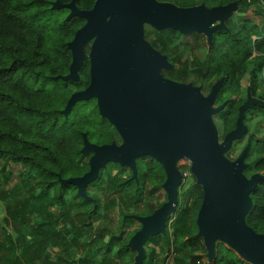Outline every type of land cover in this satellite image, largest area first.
Here are the masks:
<instances>
[{"label": "trees", "instance_id": "trees-1", "mask_svg": "<svg viewBox=\"0 0 264 264\" xmlns=\"http://www.w3.org/2000/svg\"><path fill=\"white\" fill-rule=\"evenodd\" d=\"M54 1L0 0V160L21 164L24 168L22 176L26 179L34 178L40 192L49 197L54 205L65 209L69 207L65 201V193L68 188L73 189V197L81 198L77 195L74 186L61 185L57 176L60 175L62 179L80 177L89 170L88 158L90 154L82 155L80 150L82 134H86L89 138L93 132H85L76 120L72 121L73 108L67 117L61 113L72 92L81 90L87 84L88 63L86 61L82 66L80 80L77 83L53 79L68 73L71 55L66 44L72 40L75 32L85 23L79 18L66 21L68 11L66 9H51ZM59 1L69 3L71 0ZM74 1L79 9L92 7L85 8L87 0ZM94 1L92 0V5ZM158 1L169 2L184 8L200 5L212 8L237 3L236 12L242 17H230L225 23L227 29L213 34L212 42L207 47L205 61L201 66L193 67L192 71L200 79L201 91L205 84L208 83L211 88L216 81L224 79L216 96V102L220 96H224V101L230 102L229 99L233 94H240L242 79L248 74L250 95L259 99L260 102H254L249 106L245 112V119L248 115L259 117L257 126L262 129L260 133L249 136V149L244 159L247 168L244 170V175L249 178L252 174L264 173V96L257 93L259 88L264 89V0ZM166 32L181 36L177 31L168 30ZM183 38L188 41L189 37L185 35ZM167 43L168 41L161 37L151 42L155 49L164 54L168 51ZM187 46L192 48L193 44ZM168 60L172 63L173 69L165 72V76L171 80L185 83L186 77L189 76L186 68H178L176 64L179 62L178 59L174 62L172 59L168 58ZM89 101L94 103L91 112L99 116L95 101ZM243 101V99L236 101L230 111H222L218 114V117L222 118L220 141L225 134L234 129L237 107L243 104ZM79 121L91 127L94 125L96 130L100 131V134L97 132L100 136L95 142L96 144L110 143L116 138L114 130L105 119H102L99 124H95L89 115L80 117ZM231 150L230 148L226 153L229 160H232L234 152ZM153 164L148 163L140 170L137 160V183L130 179L131 172L119 165L120 171L116 176H112L111 168L100 170L97 179L88 185L87 190L94 188L104 191V187L108 186L112 193L119 194L132 185L133 194L139 195L146 182L153 187V190H156L161 187L165 175L162 173V178L158 182L157 170ZM114 165L116 164L112 166ZM155 165L159 168L157 163ZM125 171L129 174L127 177H123ZM189 192L196 196V203L191 204L183 199L179 208L177 204L176 210L166 220L164 235H157L144 244L146 255L142 264H151L154 250L149 249L148 245L158 237H161L162 246L167 250L172 248L175 251L176 242L182 236L181 247L185 249L198 244L204 246L201 243V238L197 236L196 227L202 189L193 182ZM88 196L90 195L88 194ZM90 197L93 202L81 199L84 206L90 207L87 212L89 224L84 227L91 226L93 216H98L102 208L97 197ZM250 198L252 206L245 216V222L256 233L264 234V180L258 182L251 192ZM160 206L161 204H156V208ZM25 211L23 203L8 213L11 221L27 225L29 230L26 234L17 233L16 236L22 237L19 244L13 241L8 230L5 231L8 236L5 241L0 242V264H35L38 261L40 264H52L49 252L53 245L60 243L70 234L79 237L82 233V229L78 228L76 223L71 222L68 217H63L62 226L65 228V232L62 236H57V230L49 220H43L38 224L24 221ZM130 215L125 213L118 215L117 221H120L122 233L119 237L110 238L105 245V254L100 255L103 248L98 247L95 250V261H91L89 256L84 253L77 261L71 262H75V264H93L94 262L107 264V256L115 241H119L124 234L129 240L140 229L126 233L130 225L137 222L129 217ZM172 219L174 220L170 224ZM7 224V220L0 221L1 227ZM170 229L173 231L170 232ZM127 242L118 253H121L123 249L126 252H131L127 247ZM165 261L166 257L163 258V263ZM206 264H209L208 261ZM210 264L250 263L240 258L226 244L216 242L214 259Z\"/></svg>", "mask_w": 264, "mask_h": 264}, {"label": "water", "instance_id": "water-1", "mask_svg": "<svg viewBox=\"0 0 264 264\" xmlns=\"http://www.w3.org/2000/svg\"><path fill=\"white\" fill-rule=\"evenodd\" d=\"M237 3L206 8L178 7L158 0H95L90 9H79L75 1L52 2L51 9L69 11L65 20L79 18L85 23L66 44L71 55L68 73L54 80L76 83L83 65L84 46L91 42L89 84L71 94L61 111L64 117L78 102L95 99L97 111L115 129L122 143L96 145L82 134V155L90 154L89 170L80 177L57 179L72 185L77 195L93 202L87 187L108 163L127 168L131 180L138 182L136 159L150 157L165 174L162 188L166 201L151 215H130L141 224L127 247L136 252L134 264L145 258L144 244L152 237L164 235L166 220L176 210L181 173L178 161L190 162V172L202 189L196 216L197 236L202 239L208 263L214 259L215 243L221 242L250 264H264V234L253 231L245 222L252 206L251 192L264 173L244 175V159L249 143L234 160L226 153L234 142L247 133L245 112L254 102L248 92L239 106L235 127L223 139L212 115L223 111L226 102L214 107L223 78L216 81L207 95L192 83L164 78L161 70L172 64L144 40V25L156 30H173L182 35L204 34L208 45L216 31H225L226 21L236 11Z\"/></svg>", "mask_w": 264, "mask_h": 264}, {"label": "rangeland", "instance_id": "rangeland-1", "mask_svg": "<svg viewBox=\"0 0 264 264\" xmlns=\"http://www.w3.org/2000/svg\"><path fill=\"white\" fill-rule=\"evenodd\" d=\"M91 6L92 0H87L85 8H89ZM232 16L237 18L242 17V15H239L236 11L232 14ZM144 28L145 41L151 43L156 38L160 37L165 38L168 41V51L163 54L166 55L167 58L172 59L173 62L174 60L178 59L179 62L176 64L178 65L179 69L186 68L189 76L186 77L187 81L185 83H192L193 85L200 87V79L195 76V72L192 71V68L201 66L205 61L208 47L206 36L204 34L189 33L187 35L191 39L188 38V41H185L183 38L185 35L179 33L181 36H183L181 37L177 34L166 32L169 29L159 31L150 27L149 25L146 27L144 25ZM189 44H193L192 48L187 46ZM241 85L242 89L240 94H233L230 97L229 106L226 107L223 112L230 111L236 101L245 97L246 87L248 86V74H246L242 79ZM70 88L72 89V87ZM258 90V93L264 96V89L261 87ZM208 92L209 84L207 83L203 86V93L206 95ZM223 97L224 96H220L214 105L219 106L220 102L223 100ZM93 106V101H81L74 105V111L72 113L73 122L76 120L82 126L85 132H93V134L88 138L89 142L91 143H95L98 140L100 136L98 133L100 134V131L96 130L94 125L91 127L90 125L80 123L79 120L80 117L90 115L95 124L102 122L103 118L91 112L93 111ZM258 118L259 117L252 115H248L246 117L245 125L247 126L248 131L241 140L234 142L232 145L231 149L234 151L231 157L232 160H234L245 147L247 139L251 134H258L261 132L262 128L260 129L257 126ZM221 119V117H218V114L212 115V121L218 132L219 140L220 128L222 124ZM144 158L145 162L141 161ZM144 158L141 157L138 161V168L140 170L144 164L151 161L149 158ZM184 163L186 162L183 159L178 161L179 165H183L185 167ZM110 164L108 163L107 167L101 170L111 168L112 176H116V174L120 171L118 165L112 166L113 164ZM153 166L155 170L158 171V167H156L155 163ZM23 170L24 168L21 164H14L9 161L0 160V221L7 220L8 222L6 226H0V242L5 241L6 237L8 236L5 232L6 230L9 231V235H11L13 241H15L16 244H19L22 241V237L16 236L17 233L22 232L23 234H26L28 232L29 228L27 225H21L18 222L11 221L8 217L9 212H12L15 207L21 206L23 203L25 204L26 209L24 221L38 224L43 220H49L50 224L56 228L58 234L57 236H62L64 234L65 228L62 226V218L68 217L71 222L76 223L78 228L82 229V233L79 237L70 234L66 236L64 240H61L60 243L53 245L49 252L51 259L50 261L52 264H71V261H77L84 253L89 256L91 261H95L96 248L102 247L104 250L101 249L100 255L105 254V245L110 240V238L119 237L121 235L122 227L120 225V221H117L118 215L125 213L141 217L148 216L157 209L156 204L164 200L165 192L161 189V187L152 191L150 189V184L147 182L143 186L142 193L139 195L133 194L132 185L127 190H124L119 194L112 193L108 186L104 187V191L90 188L87 190V193L90 196L97 197L102 208L98 216H93L91 226L84 227V225L89 224L87 212L90 207L84 206L81 199L73 197L72 188H68L67 192L65 193V201L69 207L61 209L59 206L54 205L49 197L44 196L40 192L37 181L34 178L26 179L24 176H22ZM128 175L129 174L127 171L123 173V177H127ZM193 182H195L194 177L189 176L186 186L183 189H178V208L183 203V199L187 200L191 204L196 203V196L189 192L191 183ZM112 220L113 223L111 222ZM173 220L174 219L170 220V224H172ZM140 227L141 224L138 223V221L136 223H132L126 230V233L136 230ZM172 231L173 229H170V232ZM152 238H150V240ZM127 241L129 240L126 238L125 234L122 235L119 241H115L112 250L107 256V264H134L136 252H126V250L123 249L121 253H118ZM182 241L183 236L180 237L176 242L175 251L172 248L167 250L164 246H162L161 237L151 241L148 245L149 249L154 250L151 264H206L208 260L204 246L198 244L185 249L181 247ZM89 243L90 245H88ZM201 243L203 244L202 239ZM164 257H166L165 263H163ZM35 264H40V261L36 262ZM72 264H75V262ZM93 264L98 263L94 262Z\"/></svg>", "mask_w": 264, "mask_h": 264}, {"label": "flooded vegetation", "instance_id": "flooded-vegetation-1", "mask_svg": "<svg viewBox=\"0 0 264 264\" xmlns=\"http://www.w3.org/2000/svg\"><path fill=\"white\" fill-rule=\"evenodd\" d=\"M68 13H69V11H68ZM67 13V14H68ZM147 25L145 24V27H146ZM144 30H143V37H144V33H145V28H143ZM145 40V39H144ZM147 42V41H146ZM149 44H150V46L153 48V49H155L153 46H152V44L150 43V42H148ZM90 45H91V42H89L88 44H86L85 46H84V59H83V65H84V63L87 61V63H88V66H87V75H88V79H87V84L85 85V87H83L81 90H84L87 86H88V84H89V58H88V54H89V51H90ZM87 47H88V49H87ZM155 50H157V49H155ZM160 54H162V55H164L163 53H161L159 50H157ZM169 61V60H168ZM82 65V66H83ZM82 70V67H81V69H80V71ZM80 71H79V80H80V76H81V74H80ZM165 72H168V71H166V70H161V75L164 77V78H168V77H166L165 76ZM70 83H72V82H70ZM77 83V82H76ZM198 87V86H197ZM200 88V87H199ZM81 90H78V91H81ZM78 91H73L72 92V94L74 93V92H78ZM209 91H210V88H209ZM202 93H203V91H201ZM248 92L250 93V91H249V89H248V86L246 87V94H245V97L244 98H241V99H243L244 101H243V103L246 101V99H247V95H248ZM259 92V90H257V93ZM209 93V92H208ZM207 93V94H208ZM206 94V95H207ZM259 94V93H258ZM203 95H205L204 93H203ZM71 96V95H70ZM252 97V96H251ZM256 98V97H255ZM69 99V98H68ZM91 100H94L95 101V99H91ZM240 100V99H239ZM259 100V99H258ZM215 102H216V100H215ZM226 102V105H225V107H224V109L226 108V107H228L229 106V102L228 101H224V100H222L221 102H220V104H219V106L221 105V104H223V103H225ZM95 103H96V101H95ZM215 104V103H214ZM242 105V104H241ZM241 105H239V106H241ZM239 106L237 107V116H238V108H239ZM214 107H218V106H215L214 105ZM224 109H223V111H224ZM237 118V117H236ZM244 124H245V122H244ZM111 127H112V125H111ZM112 129L114 130V132H115V135H116V138H115V140H111L110 141V143H105V144H111V143H114V144H116V145H120L121 143H122V141H121V139H120V137L118 136V134L116 133V131H115V129L112 127ZM249 142V137H248V139H247V143ZM91 143V142H90ZM246 143V144H247ZM92 144H96V143H92ZM96 145H99V144H96ZM100 145H103V144H100ZM246 146V145H245ZM243 150V149H242ZM241 153V152H240ZM239 153V154H240ZM239 154H238V156H239ZM237 156V157H238ZM90 157V156H89ZM236 157V158H237ZM142 158H144V157H142ZM146 158H149L151 161L150 162H148V163H151V164H153V163H157V162H155L152 158H150V157H146ZM89 159V158H88ZM139 159L140 158H138V159H136V162H137V160L139 161ZM141 161H143V162H145V158L144 159H142ZM148 163H146V164H144V165H147ZM158 164V163H157ZM159 165V168H158V171H157V181L159 182L160 180H161V178H162V173H164V171H163V168L161 167V165L160 164H158ZM129 170V169H128ZM130 171V170H129ZM165 175V174H164ZM165 180V179H164ZM163 184V183H162ZM162 184H161V189L163 190V188H162ZM150 189L153 191V187L150 185ZM157 190V189H156ZM77 191V190H76ZM164 191V190H163ZM166 201V194H164V200L162 201V202H159L158 204H163L164 202ZM159 208V207H158ZM157 208V209H158Z\"/></svg>", "mask_w": 264, "mask_h": 264}, {"label": "built area", "instance_id": "built-area-1", "mask_svg": "<svg viewBox=\"0 0 264 264\" xmlns=\"http://www.w3.org/2000/svg\"><path fill=\"white\" fill-rule=\"evenodd\" d=\"M186 163H184L185 167L182 165L177 164L178 169H180V173H181V183H180V189H182L184 186H186L187 184V179L189 176L191 175L190 172V162L186 159H183ZM184 167V168H183Z\"/></svg>", "mask_w": 264, "mask_h": 264}]
</instances>
